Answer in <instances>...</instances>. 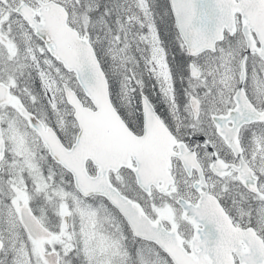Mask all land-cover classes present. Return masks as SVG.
Listing matches in <instances>:
<instances>
[{
    "label": "snow or ice",
    "instance_id": "obj_1",
    "mask_svg": "<svg viewBox=\"0 0 264 264\" xmlns=\"http://www.w3.org/2000/svg\"><path fill=\"white\" fill-rule=\"evenodd\" d=\"M0 264H264V0H0Z\"/></svg>",
    "mask_w": 264,
    "mask_h": 264
},
{
    "label": "rangeland",
    "instance_id": "obj_2",
    "mask_svg": "<svg viewBox=\"0 0 264 264\" xmlns=\"http://www.w3.org/2000/svg\"><path fill=\"white\" fill-rule=\"evenodd\" d=\"M117 91H119L118 88H117ZM155 103L160 105V109H161V111L164 110V104H163V101H162V100L157 99V100L155 101Z\"/></svg>",
    "mask_w": 264,
    "mask_h": 264
}]
</instances>
